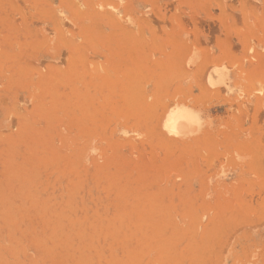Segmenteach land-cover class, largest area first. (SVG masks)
<instances>
[{
	"label": "rangeland",
	"instance_id": "1",
	"mask_svg": "<svg viewBox=\"0 0 264 264\" xmlns=\"http://www.w3.org/2000/svg\"><path fill=\"white\" fill-rule=\"evenodd\" d=\"M0 264H264V0H0Z\"/></svg>",
	"mask_w": 264,
	"mask_h": 264
},
{
	"label": "bare ground",
	"instance_id": "2",
	"mask_svg": "<svg viewBox=\"0 0 264 264\" xmlns=\"http://www.w3.org/2000/svg\"><path fill=\"white\" fill-rule=\"evenodd\" d=\"M58 19H61V18H58ZM195 126H196V117L191 111H188L186 109H180L179 111L175 110L174 112L169 114L167 116V120L165 124V127L167 128V130H169L170 132L174 134L180 135V136H183V135H186V134H189L195 131Z\"/></svg>",
	"mask_w": 264,
	"mask_h": 264
}]
</instances>
